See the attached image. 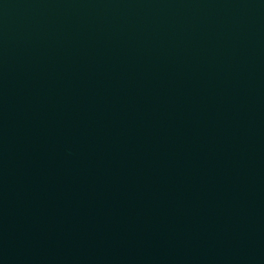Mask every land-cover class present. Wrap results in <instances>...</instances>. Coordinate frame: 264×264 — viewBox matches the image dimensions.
Wrapping results in <instances>:
<instances>
[{
	"label": "water",
	"instance_id": "obj_1",
	"mask_svg": "<svg viewBox=\"0 0 264 264\" xmlns=\"http://www.w3.org/2000/svg\"><path fill=\"white\" fill-rule=\"evenodd\" d=\"M0 264H264V0H0Z\"/></svg>",
	"mask_w": 264,
	"mask_h": 264
}]
</instances>
